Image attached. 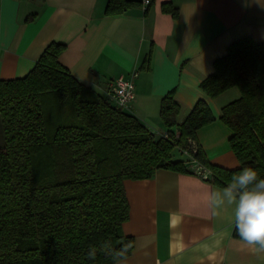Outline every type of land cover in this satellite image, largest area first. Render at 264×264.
<instances>
[{"label": "trees", "instance_id": "obj_1", "mask_svg": "<svg viewBox=\"0 0 264 264\" xmlns=\"http://www.w3.org/2000/svg\"><path fill=\"white\" fill-rule=\"evenodd\" d=\"M131 3L108 0L106 12ZM65 46L51 41L26 75L0 79V264H115L134 248L123 230L125 180L161 167L196 172L194 163L240 199L234 235L264 246L256 198L264 182V40H234L200 82L213 98L240 91L220 116L232 129L235 168L209 161L197 142V130L215 120L206 100L178 121L181 105L174 89L167 92L160 116L177 132L158 135L73 75L60 61ZM175 147L186 158L174 159Z\"/></svg>", "mask_w": 264, "mask_h": 264}, {"label": "crops", "instance_id": "obj_2", "mask_svg": "<svg viewBox=\"0 0 264 264\" xmlns=\"http://www.w3.org/2000/svg\"><path fill=\"white\" fill-rule=\"evenodd\" d=\"M141 1L107 13L108 0H0V79L26 75L53 40L66 45L60 61L104 96L110 80L137 68L136 97L126 111L160 135L177 132L160 116L167 92L174 89L181 105L178 121L202 98L215 120L197 130V142L209 161L238 167L232 129L220 116L240 91L213 98L200 82L234 40H264V0H151L146 8ZM125 187L130 217L123 230L134 248L115 264H264V246L234 235L236 192L165 167L126 179ZM256 198L264 207V182Z\"/></svg>", "mask_w": 264, "mask_h": 264}, {"label": "built area", "instance_id": "obj_3", "mask_svg": "<svg viewBox=\"0 0 264 264\" xmlns=\"http://www.w3.org/2000/svg\"><path fill=\"white\" fill-rule=\"evenodd\" d=\"M142 5L146 8L150 5L151 0H142ZM138 69L132 70L128 75L121 74L117 78H114L108 83L107 97L113 102L117 107L128 109L136 97L135 93V78L138 75ZM163 135L167 136L168 133L165 132ZM192 147L195 148V143L192 142ZM196 172L203 178L211 177V171L202 166L201 164L194 163L192 165ZM239 192V189H236Z\"/></svg>", "mask_w": 264, "mask_h": 264}, {"label": "rangeland", "instance_id": "obj_4", "mask_svg": "<svg viewBox=\"0 0 264 264\" xmlns=\"http://www.w3.org/2000/svg\"><path fill=\"white\" fill-rule=\"evenodd\" d=\"M183 156H185V154L181 153L180 149H178V147H175L173 149V158L174 159H179L182 158Z\"/></svg>", "mask_w": 264, "mask_h": 264}]
</instances>
